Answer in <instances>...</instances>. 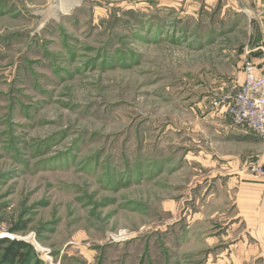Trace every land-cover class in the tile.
<instances>
[{
  "label": "rangeland",
  "instance_id": "1",
  "mask_svg": "<svg viewBox=\"0 0 264 264\" xmlns=\"http://www.w3.org/2000/svg\"><path fill=\"white\" fill-rule=\"evenodd\" d=\"M60 1L0 0V264H264V140L225 109L247 14Z\"/></svg>",
  "mask_w": 264,
  "mask_h": 264
},
{
  "label": "built area",
  "instance_id": "2",
  "mask_svg": "<svg viewBox=\"0 0 264 264\" xmlns=\"http://www.w3.org/2000/svg\"><path fill=\"white\" fill-rule=\"evenodd\" d=\"M243 69V81L226 103V114L232 127L249 130L264 140V76L247 57Z\"/></svg>",
  "mask_w": 264,
  "mask_h": 264
},
{
  "label": "crops",
  "instance_id": "3",
  "mask_svg": "<svg viewBox=\"0 0 264 264\" xmlns=\"http://www.w3.org/2000/svg\"><path fill=\"white\" fill-rule=\"evenodd\" d=\"M223 10H233V12H243L248 19V36L249 42L252 44L251 58L255 64L256 71L264 76V0H228L222 1ZM243 74V73H242ZM243 81L242 79L238 84ZM247 182H242L238 195V201L246 203L251 198L258 197L259 187H254L255 190L250 191ZM253 193H257L250 196ZM260 193V192H259ZM264 232V225L261 233Z\"/></svg>",
  "mask_w": 264,
  "mask_h": 264
},
{
  "label": "trees",
  "instance_id": "4",
  "mask_svg": "<svg viewBox=\"0 0 264 264\" xmlns=\"http://www.w3.org/2000/svg\"><path fill=\"white\" fill-rule=\"evenodd\" d=\"M17 243V244H15ZM20 243L17 241H11L8 245V249L6 252V256L10 257V258H14L17 254H20L18 251L19 245Z\"/></svg>",
  "mask_w": 264,
  "mask_h": 264
},
{
  "label": "bare ground",
  "instance_id": "5",
  "mask_svg": "<svg viewBox=\"0 0 264 264\" xmlns=\"http://www.w3.org/2000/svg\"><path fill=\"white\" fill-rule=\"evenodd\" d=\"M68 3V2H67ZM70 4V3H69ZM65 3V0H61L60 2H58L55 6V10H65L66 7L69 5ZM71 5V4H70Z\"/></svg>",
  "mask_w": 264,
  "mask_h": 264
}]
</instances>
